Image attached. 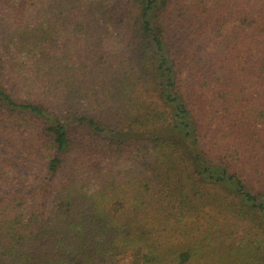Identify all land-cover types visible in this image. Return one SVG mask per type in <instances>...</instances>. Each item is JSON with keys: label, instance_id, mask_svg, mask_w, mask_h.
<instances>
[{"label": "trees", "instance_id": "obj_1", "mask_svg": "<svg viewBox=\"0 0 264 264\" xmlns=\"http://www.w3.org/2000/svg\"><path fill=\"white\" fill-rule=\"evenodd\" d=\"M0 264H264V0H0Z\"/></svg>", "mask_w": 264, "mask_h": 264}]
</instances>
